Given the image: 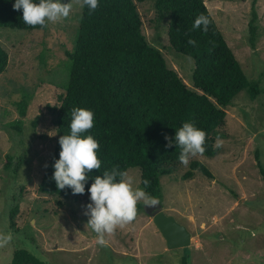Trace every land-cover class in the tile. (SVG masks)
<instances>
[{
  "label": "rangeland",
  "instance_id": "rangeland-1",
  "mask_svg": "<svg viewBox=\"0 0 264 264\" xmlns=\"http://www.w3.org/2000/svg\"><path fill=\"white\" fill-rule=\"evenodd\" d=\"M156 0L135 2L146 40L157 47L169 68L193 90V58L169 44V19L157 20ZM249 81L264 86V0H204ZM67 2V0H62ZM67 18L48 22L44 30L0 28V47L8 55L0 74V264L24 248L45 264H264V95L250 99L240 91L224 108L225 122L215 137L214 156H189L159 176L164 212L185 225L194 238L186 247L168 249L165 239L137 202L135 218L104 234L103 245L87 224L89 196L61 198L42 194L38 183L51 158L56 138L48 106L59 104L69 75V59L80 24L83 0H69ZM258 15L255 47L249 44L252 5ZM24 110V115L21 111ZM219 143V147L217 144ZM13 157L5 169L6 156ZM191 160L196 170L184 179ZM17 167L16 169H14ZM133 188L140 169L128 168ZM142 189V188H141ZM18 206L14 224L10 211ZM196 241L202 247H196ZM258 255V256H257Z\"/></svg>",
  "mask_w": 264,
  "mask_h": 264
},
{
  "label": "trees",
  "instance_id": "trees-1",
  "mask_svg": "<svg viewBox=\"0 0 264 264\" xmlns=\"http://www.w3.org/2000/svg\"><path fill=\"white\" fill-rule=\"evenodd\" d=\"M144 0H98L95 10L82 7L80 24L69 59V75L65 94L59 104L48 106L56 125L55 145L51 158L38 183L42 194L61 198L89 196V179L84 194H72L70 188L56 187L52 179L53 164L59 158V138L69 134L74 108L89 109L94 114L93 127L82 135H91L99 144L97 157L101 167L91 170L90 177L116 169H140V186L160 202L159 176L180 162L181 148L168 145L183 123L191 122L206 133L203 155L216 154L215 137L224 124L225 107L242 90L250 99L264 95L261 80L249 81L241 63L227 44L204 0H156L157 20L169 19L168 39L177 53L193 58V91L169 68L161 51L150 44L142 32V19L135 2ZM14 0H0V28L44 30L22 20V11L13 9ZM205 15L210 23L207 31L193 28L195 19ZM258 15L254 4L249 21V44L255 47ZM195 41L194 44L189 41ZM7 52L0 47V74L6 69ZM264 77V72L261 77ZM24 115V110L21 111ZM168 137V140L165 139ZM13 157L6 156L5 169L11 168ZM256 161L264 177V169ZM174 163V164H173ZM15 167L14 169H16ZM199 170L211 176L198 160H191L182 178H191ZM119 179V177H118ZM147 180L145 187L143 181ZM90 203L87 199L85 206ZM161 203V202H160ZM18 206L10 211V225ZM145 211V210H144ZM187 264V259H183ZM10 264H45L27 249L13 252Z\"/></svg>",
  "mask_w": 264,
  "mask_h": 264
},
{
  "label": "clouds",
  "instance_id": "clouds-1",
  "mask_svg": "<svg viewBox=\"0 0 264 264\" xmlns=\"http://www.w3.org/2000/svg\"><path fill=\"white\" fill-rule=\"evenodd\" d=\"M87 6L95 10L98 0H83L82 7ZM14 10L22 11V20L29 26H44L46 22H56L67 18L72 5L62 0H14ZM209 19L200 14L194 21L193 28L207 31ZM194 44L195 41H189ZM94 114L85 108H74L71 113L70 132L59 138V158L54 161L52 179L58 189L70 188L72 194H84L85 185L89 179L92 183L88 187L90 203L86 206L87 224L97 234V243L103 245L104 234H111L117 226L131 222L137 214V202L144 200L155 206L158 200L150 197L143 189L133 188L131 178L126 173L116 169L105 171L103 175L90 177L93 169L101 167L97 157L98 142L91 135H82L93 127ZM168 140V137H165ZM206 133L191 122L183 123L175 131L174 140H168V145L181 148L179 160L187 165L189 156L203 154L205 151ZM219 143L217 147H219ZM119 177V179H118ZM145 187L148 181H143Z\"/></svg>",
  "mask_w": 264,
  "mask_h": 264
},
{
  "label": "water",
  "instance_id": "water-1",
  "mask_svg": "<svg viewBox=\"0 0 264 264\" xmlns=\"http://www.w3.org/2000/svg\"><path fill=\"white\" fill-rule=\"evenodd\" d=\"M144 210L152 217L153 223L165 239L168 249L186 247L191 244V232L185 225L176 221L172 215H167L159 201L155 206L146 203Z\"/></svg>",
  "mask_w": 264,
  "mask_h": 264
},
{
  "label": "crops",
  "instance_id": "crops-1",
  "mask_svg": "<svg viewBox=\"0 0 264 264\" xmlns=\"http://www.w3.org/2000/svg\"><path fill=\"white\" fill-rule=\"evenodd\" d=\"M192 238H194L193 236H192ZM203 245H202V243L200 242V241H196V247H202ZM262 250H264V248H258L257 249V251H260V252H263ZM258 256V255H257Z\"/></svg>",
  "mask_w": 264,
  "mask_h": 264
}]
</instances>
